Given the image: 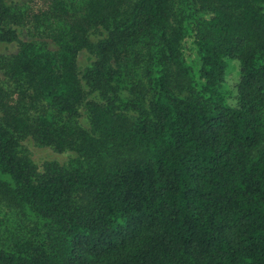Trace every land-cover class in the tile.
Returning <instances> with one entry per match:
<instances>
[{
	"label": "trees",
	"instance_id": "1",
	"mask_svg": "<svg viewBox=\"0 0 264 264\" xmlns=\"http://www.w3.org/2000/svg\"><path fill=\"white\" fill-rule=\"evenodd\" d=\"M0 264H264V0H0Z\"/></svg>",
	"mask_w": 264,
	"mask_h": 264
},
{
	"label": "rangeland",
	"instance_id": "2",
	"mask_svg": "<svg viewBox=\"0 0 264 264\" xmlns=\"http://www.w3.org/2000/svg\"><path fill=\"white\" fill-rule=\"evenodd\" d=\"M21 2H27L28 0H16ZM15 49L14 45H11L8 47V50ZM79 64H84L85 60L82 58L81 55H79ZM236 62L235 60H233ZM233 74L230 75V79L232 80ZM25 145L30 152L31 157L38 163H41L43 161L47 160H55L60 163L66 162L69 158L73 156L71 152H56L50 148L47 147H40L35 145L32 141H25Z\"/></svg>",
	"mask_w": 264,
	"mask_h": 264
}]
</instances>
